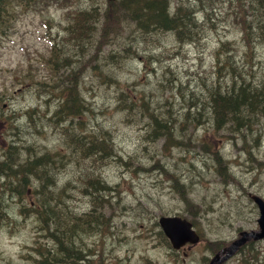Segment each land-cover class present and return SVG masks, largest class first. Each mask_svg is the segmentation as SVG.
I'll return each mask as SVG.
<instances>
[{
  "label": "rangeland",
  "instance_id": "1",
  "mask_svg": "<svg viewBox=\"0 0 264 264\" xmlns=\"http://www.w3.org/2000/svg\"><path fill=\"white\" fill-rule=\"evenodd\" d=\"M90 1L74 0V4ZM93 1L97 7L107 6L104 0ZM185 1L186 5L191 2L196 6L195 0ZM61 4L42 2L36 7L30 3L25 8L16 0L12 6L17 5L18 12L7 20L5 33L0 30V155L7 153L13 141L24 147L25 152L20 154L23 163L28 153L34 158L52 154V164L60 162L51 166V175L37 178L40 185L36 187L24 189L23 180L9 184L11 177L0 178V184H4L0 185V193L6 189L0 196V264H42L39 251L44 246H55L50 238L39 237V223L27 207L30 200L41 198L55 186L57 191L66 187L61 197L65 209L52 215L57 218L52 229L59 230V224L68 229L83 213L97 215L101 221L95 228L80 225L71 229V241L81 247L85 259L75 256L69 264H204L205 259L213 258L215 240L230 243L241 231L257 229L259 212L252 195L264 198V122L242 124L247 132L228 136L216 130V117L212 118L213 110L206 105L213 100L209 88L222 89L212 84L216 52L226 50L224 46L220 49L221 43L231 41L233 48L241 52L244 49L239 28L230 26L231 20L225 16L235 9L234 5L229 2L224 5L225 13L223 9L217 12L220 21L202 20L205 14L193 10L198 35L191 41L182 42L172 30L141 32L133 27L115 30L107 41L100 40L101 35L92 36L95 41L90 53L102 51L98 64L103 68H97L95 76L93 64L86 62L89 57L75 53L71 36L64 31L68 8L58 7ZM53 44L57 45L55 52ZM112 50L115 55L111 58ZM62 51L64 70L69 69L72 58L81 57L77 65L85 70L80 75L88 90L85 104L93 110L82 132L91 139L96 133H106L96 139L109 136L112 152L107 157L102 153L91 156V149L73 151L65 137L62 117L50 118L61 95L54 90L57 78L44 82L55 72L54 62ZM253 53L258 62L253 71L260 76L264 46H258ZM105 61L111 63L112 70L106 71L102 64ZM96 78H107L108 84H100ZM117 80L118 88L114 86ZM220 83L228 89L235 84L224 78ZM121 87L137 100L128 106L119 104ZM192 102L199 121L188 114ZM165 103L172 109L165 114L167 118L175 120L183 115L184 122L172 124L171 119L166 125L170 133L164 129L167 138L162 133L156 137L154 130L158 127L151 116L155 115V107L164 109ZM33 111L36 124L26 123L25 117ZM180 138L195 142L180 146L175 140ZM204 144L208 151L202 149ZM217 150L228 161L223 170ZM9 152L20 160L17 151ZM58 155H64L63 162ZM99 181L112 188L110 194L105 192L102 200L85 195V190H93ZM184 196L193 204L188 205ZM94 200L97 208L90 211ZM22 206L25 213L21 216ZM189 211H194V217ZM163 215H180L190 221L192 218L201 241L186 250L172 249L159 234L158 219ZM92 230L96 231L91 234ZM252 247L258 256L254 264H264V240ZM253 262L244 263L242 254H237L225 264Z\"/></svg>",
  "mask_w": 264,
  "mask_h": 264
},
{
  "label": "trees",
  "instance_id": "2",
  "mask_svg": "<svg viewBox=\"0 0 264 264\" xmlns=\"http://www.w3.org/2000/svg\"><path fill=\"white\" fill-rule=\"evenodd\" d=\"M51 1L61 3L65 0H22V2H33L36 7L42 2ZM169 2L170 0H116L109 2L105 7H108L107 11H105V17L107 18L109 14L115 11L116 15L121 18V25L118 28L119 30H124L127 27H133V30L141 32L144 30L150 32L159 29H161V31L172 30L173 32H176V35L180 39L182 38V42H186L195 40L198 35L195 11L193 10L198 9L205 14V18L203 16L204 20L211 18L212 15L215 16V19L219 20L221 18H219V15L215 12H219L224 3L230 2L234 5V11L237 13L238 18L243 22L247 43L251 44L254 36H257L258 38L264 36V0H196V6L191 2L186 5L187 3L185 0H176V4L173 7L170 6ZM10 3L11 0H0V18L5 19L2 13L5 11L7 5H11ZM236 3H239L242 8ZM219 6L221 7L218 8ZM88 21L89 23L86 26L88 27V30L81 31L78 28L74 29L73 33L75 35L71 38L73 48L83 45L82 43L86 41H90L91 36L89 35L99 28L100 20L98 14L90 15L87 22ZM253 28H257L259 33L252 34ZM80 31L81 33H78ZM110 34L111 33L101 35L100 40L104 39L107 41ZM224 47L227 54L224 62L228 65V69L226 70V73H224L226 75L220 72L219 69V74L217 76L224 78L229 75L231 82H235V84L231 83V86L228 89V86H223L224 84L221 87L220 81L213 83L222 89L209 88V94L212 96L213 100L209 104L206 103V105L213 110L212 118L216 117V124L218 126L230 125L240 128L242 124H254L259 117L264 119V69L261 72L262 75L260 78L256 80L252 79L254 75H256L252 68L250 70H240L235 55L232 53L231 44L225 43ZM62 55H64L63 51L61 54L60 52L58 53L56 61L54 62L55 72H52L50 80L54 79L56 74L62 68L66 67L64 64L65 59H62ZM60 61L63 63L59 64ZM72 64L73 61L71 60L68 66L69 69L72 67ZM68 77L69 76L57 78L58 83L54 87L60 91L58 94L61 96H58L60 104L53 112L55 115H53L52 119L61 116L62 121L64 122L65 118H71L72 124H66L64 122L63 130L67 141L70 143L69 147L72 148L73 151H79L81 153L91 149V156L96 157L102 153V156L107 157L112 152V145L108 142L109 136H106L102 140H98L96 139L97 135H106V133H96L91 139L90 137L92 136H87L88 134L82 132L85 122L89 121V116L85 117L86 114L84 111H88L90 115L93 110L92 107L89 108L84 103L82 97L78 94L77 78ZM226 81L227 80H225V82ZM47 82L49 81L44 83ZM237 83L242 86H236L238 85ZM253 85H255L254 88ZM192 104L195 106L193 102ZM151 117L154 121V125L158 127V130H154V135L157 137L159 133L165 134V130L167 129L166 125L167 123L169 124L171 117L167 118V115L161 117L162 119L160 117ZM198 118L197 115L196 121H199ZM49 122H51V120H49ZM34 128H36V126ZM228 128L233 131L231 127ZM168 133H170V131L166 130V134ZM67 136L71 139L69 140ZM10 153L11 152H8V159L6 158L0 162V173H4V176L7 178L11 177V180H19L20 175L25 178L29 174H34V177L41 179L46 173L50 175V173L47 172V169L56 164H52V154L44 153L40 155V157L29 159L18 168H14L11 160L18 159L11 156L12 154ZM63 156L64 155H58L62 162ZM216 157L221 165V170L224 169V166L222 165L223 160L217 152ZM14 163L20 164L21 162L18 160ZM59 163L60 162L57 164ZM91 181H93V179H91ZM106 189L107 186L99 181L93 186V190H91L90 193L93 196L98 197L101 195L102 191L104 192ZM50 203L47 193H44V195L41 198H38V200L36 199L38 207H36V212L38 214L37 221L41 227L40 229L46 237L55 242L54 247L40 250V252L42 253L43 251L42 254L45 255L41 260V263L69 264L75 256L80 258L81 254V247L71 241L70 234L73 232L71 229L75 230L76 227L80 225H84L87 228L94 227L91 225H94L97 222V215L90 213L87 215V213H83L75 218V224L69 226L68 229L62 228L63 226L59 224L58 227L60 229L54 230L52 228L56 224L57 218H52V215H59L60 213H57ZM63 210L64 208L62 206V211ZM93 211H95V209ZM62 222L66 223V220H63ZM67 224L69 225L70 222ZM74 239L76 240L75 232ZM221 247L222 242L217 241L213 243L212 249L218 250ZM253 261V264L256 263L258 257L256 256Z\"/></svg>",
  "mask_w": 264,
  "mask_h": 264
},
{
  "label": "bare ground",
  "instance_id": "3",
  "mask_svg": "<svg viewBox=\"0 0 264 264\" xmlns=\"http://www.w3.org/2000/svg\"><path fill=\"white\" fill-rule=\"evenodd\" d=\"M15 1L16 0H11V3H10L11 5H7L5 11H3L2 14L3 15H6L5 19L0 18V30L3 33H5V27L7 26V20L9 21L11 19V17L18 12V10H17L18 9V6L17 5L12 6ZM19 1L21 3H24V7L25 8H27L30 3L33 4V2H30L29 3V2H22V0H19ZM113 1H116V0H113ZM187 1H191V0H187ZM50 3H52V4H59V3L53 2V1H51ZM169 3H170V6L173 7L176 4V0H170ZM227 3H229V2L224 3V5H227ZM224 5L221 7L223 9V11H224L223 13H225ZM58 7L62 8V9L68 8V10H67V12L65 14H66V20H67L69 26L67 25V27L65 28L64 31L66 32V34H70L71 38L73 37V35H75L73 33L75 28H78L81 31L88 30V27H86V26L89 23V21L87 22V20L90 17V15H92V14L93 15L94 14H98L99 15V20H100L99 21V25L100 26H99L98 29L95 30V32H92L89 35V36H91V40L90 41H86V42L82 43L83 45L78 46V47L75 48L76 49L75 50V53L81 54L80 56H82L83 58L85 56H88L89 57V61H86V62L88 64L90 63V66H91V64H93L91 67L93 68V74L96 76L95 70L97 68H103L102 66H100L98 64V63L101 62V60L99 59L100 56H101V54H100V56H98V54L100 52H102V51L99 50L96 54H91L90 53V50H89L90 49V45L93 44L94 41H95L92 36H100V35H103V34H109V33L114 32L115 30H117L120 27V25H121V18L116 15L115 11H113L111 14H109L107 16V18H106L105 17V14H106L105 11H107L108 8H100V7H97V4L93 0H91L89 3H86V4H82V3H80V4L79 3L74 4V0H69V1L65 0V1H63V4H61ZM215 13H217V12H215ZM225 16H226V18L228 20H231L230 23H229L230 26H231V24H233V25H235L236 27L239 28V30H240L239 33L241 34L242 40L244 42V49L241 52L237 48H233L231 41H223L221 43L222 45L220 46V49H223V46H224L225 43H230L231 46H232V53H234V55H235V59L237 61V65L240 68V70H250L251 68L253 70L254 69V66L258 63V62H256L253 59V56H254L253 51L254 50H257L258 46H264V36H262L261 38H258L257 36H254V38L252 39V43L251 44H248L247 43V40H246V34H245V29H244V26H243V22H242L241 19L238 18L237 13L233 10L232 12L225 13ZM211 18H214L215 19V16L212 15ZM202 20H204V19H202ZM220 20H222V19H219L218 21H220ZM3 28H4V30H3ZM81 31L78 32V33H81ZM253 33H259L258 29L257 28H253L252 34ZM171 34L172 33H170L169 35H171ZM91 41H93V42H91ZM83 46H85L86 48H83ZM53 48H54V52H55V50L57 48V45L56 44H53ZM63 54H64V52H63ZM114 55L115 54H114V52L112 50L111 58L114 57ZM80 56L77 59L72 58L71 59L73 61L72 67L70 69H66V70H64V68H62L56 74V77L54 79H56V78H62V77H65V76H69L68 78H73V77L77 78V82H78V84H77L78 94L82 97V99H83V101L85 103V102H87L86 96L88 94L87 93L88 90H86V87H85V83L86 82H83L82 83L80 81V75L84 74V71H85V70H83L84 67H81V66L79 67L77 65V62H79L81 60V57ZM226 56H227L226 51L223 52V51L218 50L216 52V55H215V72H214L215 73V76L213 78V83H215L216 81H220V79H221V77H218L217 76L218 73H219V69H220V72H222L223 74L226 73V70L228 69V65L225 64V62H224ZM104 59L105 58L103 57V60ZM239 62H241V65H242L241 67L239 66L240 65ZM102 64L105 65L106 71L112 70V66H111V68H109V65H111V63L109 61H105ZM262 68H264V65H262ZM224 75H226V74H224ZM245 75H247V74H245ZM261 75L260 76L254 75V77L252 79H258V78L261 77ZM54 79L49 80V82L53 81ZM224 80H230L231 81V78L228 75V76H225L224 77ZM49 82H47V83H49ZM99 82H100V84H108L107 83V78H105L104 81H99ZM222 85L223 84H221V87H222ZM114 86H117V88L119 87V80H117V82L115 83ZM53 88H52V90H53ZM54 90L60 92L56 88ZM117 100L119 101V104H122L123 103L124 106H128L131 102L134 103L137 100V96L128 94L121 87L120 90L118 91V94H117ZM138 100H140V99L138 98ZM58 105H57V108H58ZM87 106L89 108L91 107L90 104L87 105ZM163 107H165V108L162 109L161 106L155 107V109H154V114L155 115H152L153 118L154 117H156V118L157 117H160V118L161 117H164V115L166 113H170L171 110H172L171 108H169V105L167 103H165ZM195 107H196V105L193 106V104H191L190 111L188 112V114L190 115V117H192L194 119L197 116L195 114V110H194ZM191 111H193V112H191ZM84 113L86 115H88L89 116V119H90V115L91 114L89 115L88 111H84ZM53 115H55V113H53L50 116V118H52ZM25 118H26V120H25L26 123L36 124V113H34V111L31 114H27V117H25ZM171 121L173 122L172 124H174L175 121H177V124H179V123L181 124V123L184 122L183 115H182L181 118L175 119V120L172 119ZM64 122L66 124H72V121H71V118L70 117L65 118L64 119ZM260 122H264V119L262 117H259V119L254 124H258ZM26 141H27V139L23 140V142H26ZM11 149L14 150V151H17V153L19 154V156H20V154H22L23 152H25L23 150L24 147L21 144V142L17 145V142L11 141L7 152H9ZM20 158H21V156H20ZM11 161H12L13 164H15L14 162L15 161H18V160H15L14 159V160H11ZM1 175H4V173H2ZM20 209H21V211H19L20 212V215L21 214L23 215V212L25 213V210H24L23 207H21Z\"/></svg>",
  "mask_w": 264,
  "mask_h": 264
},
{
  "label": "water",
  "instance_id": "4",
  "mask_svg": "<svg viewBox=\"0 0 264 264\" xmlns=\"http://www.w3.org/2000/svg\"><path fill=\"white\" fill-rule=\"evenodd\" d=\"M255 201L260 207V218L258 220L260 231L243 233V236L239 240L233 242L227 249L228 254L224 258H220L218 254L210 264H219L227 259L240 245L244 244L249 237H253L255 240L264 238V201L259 197H255ZM160 223L166 234L170 237L175 248H180L187 242L197 243L199 240L198 235L191 229V224L185 220L178 217H162Z\"/></svg>",
  "mask_w": 264,
  "mask_h": 264
}]
</instances>
